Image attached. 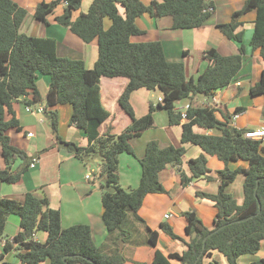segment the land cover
Listing matches in <instances>:
<instances>
[{"label":"trees","instance_id":"trees-1","mask_svg":"<svg viewBox=\"0 0 264 264\" xmlns=\"http://www.w3.org/2000/svg\"><path fill=\"white\" fill-rule=\"evenodd\" d=\"M59 5H64L63 13L55 17L60 25L70 28L86 43L98 40V58L92 68L86 67L81 59L60 56L56 39L22 32L20 28L28 14L27 9L16 0H0V144L6 165L0 169V180L8 184L20 183L30 165L32 158L12 144L9 134L12 129H21L15 102L25 98L28 105L41 103L43 98L37 76L38 73L49 75L51 83L46 112L53 115V129L57 130V120L52 108L70 104L73 109L71 124L81 128L89 141L87 146H80L59 137L60 144L67 145L80 159L103 158L99 163L103 221L108 238L113 239L117 233L114 238L117 247L106 252L96 245L88 224L63 228L60 210L51 207L47 197L28 192L22 202L0 197V244L6 239L0 252V264H16L2 261L5 252L14 248L19 259L17 264H42L47 258L52 264H125L127 258L122 247L131 236L127 225L129 214H136L148 194L166 192L160 181V172L168 165L182 163L187 144L200 146L203 153L189 161L190 176L181 174L184 185L192 179H214L208 166V155L217 156L225 164L217 171V192L197 191L198 196L212 200L217 208L214 228L206 226L195 210L183 211L188 222L186 238L168 223H162L161 229L171 238L183 240L186 250L166 255L156 248L149 264H174L175 260L177 264H194L203 250L206 236L203 256H210L217 250L229 264H239L241 256L256 254L264 241V139L247 138L244 135L246 129L233 125V118L244 107L230 112L215 106L189 105L184 116L183 111L176 110V103L199 94L213 95L234 80L242 68L245 53L243 31L237 29L243 24L240 18L253 9H256L257 16L251 45L253 49H260L264 58V0H246L229 22L218 24L227 37L240 43L239 52L226 56L214 47L205 50L204 57L209 65L196 79L186 78L184 61L166 58L162 42H134L131 37L145 32L136 23V19L145 13L154 18L171 16L174 28L199 27L214 12L213 0H150L148 3L143 0H93L87 11L81 12L76 19H73V13L81 8L82 0H42L36 6L34 17L48 23V16ZM120 6L124 8V14L120 12ZM106 18L111 21L108 28L104 26ZM102 76L128 79L119 103L131 117V123L120 134L111 133L110 129L104 133L100 131L102 123L111 114L102 102ZM140 88H158L163 94V102L157 106L152 103L148 113L138 117L130 97ZM250 92L264 96V70ZM158 108L167 110L172 124H180L185 119L182 144L161 148L156 140L150 141L140 160L138 186L125 188L120 181V154L133 153L132 139L155 126L154 111ZM195 125L205 130L218 129L221 134L197 133ZM239 160L246 161L247 167H230V163ZM16 161H20V165L13 169ZM239 174L245 175L241 204L228 191ZM106 186L115 190L110 191ZM13 214L20 217V230L8 239L5 227L8 217ZM36 231L47 232V239L44 242L35 239ZM158 238L159 231L150 230L149 244L156 246ZM203 256L197 264H202ZM210 264L219 263L212 260ZM249 264H264V258L253 259Z\"/></svg>","mask_w":264,"mask_h":264},{"label":"crops","instance_id":"crops-1","mask_svg":"<svg viewBox=\"0 0 264 264\" xmlns=\"http://www.w3.org/2000/svg\"><path fill=\"white\" fill-rule=\"evenodd\" d=\"M18 3L28 11L27 16L34 17V12L38 3L42 0H17ZM85 0H82V3ZM93 0H86V6L74 11L73 19H76L81 12L87 11ZM150 0H144L148 3ZM215 10L203 25L180 29L173 27L171 16L154 18L145 13L136 19L137 25L145 32L131 37L134 42L155 41L162 42L166 58L170 61H184L186 67V78L196 79L209 65L208 59L204 57V51L214 47L222 55H233L239 52L240 43L227 37L218 27V24L229 22L236 10H240L246 0H213ZM241 5V6H240ZM80 10V11H79ZM64 5H59L55 12L48 16V23L40 21L32 25L25 24L23 21L20 30L27 34L41 37H48L47 34L54 36L51 28L55 29L61 40L57 39V52L62 57L81 59L86 67L92 68L98 58V40L94 39L90 43L84 42L79 36L73 33L70 28L60 25L55 17L62 14ZM77 11L79 13H77ZM120 12L124 14V8L120 6ZM26 16V17H27ZM256 9L244 14L240 19L243 22L237 29L243 31V43L245 53L243 55V65L236 74L234 80L224 89L218 90L211 95L199 94L193 99H182L177 101L176 110L185 111L189 105L215 106L223 111H233L237 107L245 109L233 118V125L237 128L256 130L264 128V98L252 95L250 88L259 81L264 70V58L261 56L260 49H253L251 38L254 31V20L256 19ZM111 24V22H110ZM28 25V26H27ZM45 33L41 35L42 27ZM71 31V32H70ZM78 37V38H77ZM51 83V77L46 74L38 73L37 85L43 100L45 111L40 112L36 109L37 104H32L33 112L27 110L25 98L15 102L17 118L20 122V130H10L11 142L14 146L24 150L32 159L30 164L35 161V166L29 165L23 173L20 183L8 184L0 180V197L23 201L26 193L32 192L39 197H47L51 207L60 210L61 225L63 228L74 224H88L92 229L93 240L96 245L106 252L115 250L116 243L108 238V232L103 221L102 186L99 174L100 162H87L92 157L78 158L74 152L70 151L67 145L60 144L59 137L66 142H74L80 146L88 145L87 134L75 124H71L72 106L62 104L54 106L53 112L57 120V130L52 127L45 128V117L51 121L53 115L46 112V97ZM128 79L126 77H106L100 80L101 97L103 104L110 110V116L102 123L100 131L104 133L109 130L111 133L120 134L131 123V117L126 113L119 103V97L124 91ZM44 90V91H43ZM252 97L257 98H250ZM130 102L134 108L136 116L140 117L148 113L150 105L162 104L163 94L157 88L150 90L140 88L135 90L130 97ZM10 118V116H7ZM155 126L143 131L131 141L133 153L124 152L120 154L119 174L122 186L136 187L141 178L140 160L145 154L148 142L156 140L161 148L170 145L180 146L182 124H172L169 120L168 112L161 108L154 111ZM68 123V124H67ZM152 130L157 132L153 133ZM160 131V132H158ZM197 133L221 134L218 129L205 130L200 126H194ZM32 133V135H30ZM264 139V138H263ZM203 150L198 145L187 144L186 153L182 163L178 166L168 165L160 172V181L166 189L164 193L148 194L139 210V215L130 214L127 225L131 230V236L122 247V253L126 256L125 264H149L152 260L156 248L161 249L166 255L170 252L182 253L187 246L183 240L173 239L161 229L162 223H168L176 233L186 238L185 231L187 219L182 214L183 211L195 210L197 215L210 229L214 228L215 215L217 208L212 200L202 198L197 195V191H207L215 193L218 190L219 179L217 171L225 167L215 155H208V166L212 170V180L192 179L187 185L182 183V173L191 175L189 161L198 157ZM95 164V166H91ZM20 165V161L13 163L15 169ZM248 163L243 160L230 163L231 168L238 166L247 167ZM6 167L2 157V147L0 144V169ZM91 176L88 178L87 175ZM244 181L245 175L239 174L235 181L230 184L228 191L236 198L239 204L244 201ZM152 203L164 202L166 209L163 213L159 212L154 219L151 218L150 208L146 206ZM147 207V208H146ZM169 213V217L165 214ZM145 225L150 230L159 231V238L156 246L149 243L139 244V240L134 239L139 229L144 232ZM139 227V228H138ZM20 230V217L10 215L8 217L5 236L12 238ZM180 230V231H176ZM42 232V234H40ZM47 232L36 231L34 238L44 242L47 239ZM6 240V239H3ZM3 242L0 244V252L3 250ZM264 258V241L260 250L254 255H244L239 258V264H249L253 259ZM212 260L219 264H229L226 257L219 251H212L211 255L203 256L202 264H210ZM244 260V261H243ZM2 261L19 263L15 248L5 252ZM177 264L178 261H173ZM42 264H52L47 258Z\"/></svg>","mask_w":264,"mask_h":264},{"label":"rangeland","instance_id":"rangeland-1","mask_svg":"<svg viewBox=\"0 0 264 264\" xmlns=\"http://www.w3.org/2000/svg\"><path fill=\"white\" fill-rule=\"evenodd\" d=\"M17 1V0H16ZM144 1V0H143ZM18 2V1H17ZM146 2H147V0H146ZM86 6V0L82 3V8H84ZM241 6V5H240ZM80 11V10H79ZM77 13H79L78 11H77ZM213 16V13H212V15L210 16V17H212ZM26 23L25 24H27L28 23V25L30 24V25H32L33 23H35V22H37V19L35 18V17H32V16H27L26 17ZM110 19L109 18H106L105 20H104V26H105V28H108L109 26H110ZM27 25V26H28ZM44 28V26L42 27V30H41V35H44V33H45V30L43 29ZM52 29V31H53V33H55L54 34V36L53 35H49V34H47L48 35V37H51V38H54V39H56V41H57V39H59V41L61 40V37L60 36H58L57 34H56V32H55V29L54 28H51ZM71 32V31H70ZM32 35V34H31ZM135 36L136 35H134L133 36V38H135ZM78 38V37H77ZM44 91V90H43ZM257 97H261V98H264V96L263 95H259V96H257ZM257 97H252V95H250V98H257ZM179 102H181V103H183L182 102V100L181 101H179ZM165 112L167 111V110H165V109H163ZM44 118H45V123H44V126H45V128H50V129H52V123H51V121L50 120H48L46 117H45V115H44ZM68 124V123H67ZM195 126H198V125H195ZM152 132L153 133H155V132H157L156 130H152ZM158 132H160V131H158ZM149 143V142H148ZM85 146H87V145H85ZM91 166H95V164H92ZM123 187H125V188H128V186H123ZM146 206L148 207V208H150L149 210H150V215H151V218L152 219H154L155 217H157L158 216V213L159 212H161V213H163L164 211H165V209H166V205H164V202H161V203H152L151 205H149V201L147 202V204H146ZM146 207V208H147ZM140 210V209H139ZM139 210L136 212V214H137V216L139 217V218H141V219H143L140 215H139ZM130 214H133L134 215V213H130ZM130 214H129V216H130ZM144 219H146L145 217H144ZM143 219V220H144ZM139 228V227H138ZM176 231H180V230H176ZM181 231H182V234L185 232L184 230H182L181 229ZM40 234H42V232L40 233ZM117 235V233H115V236ZM182 236V235H181ZM148 237H149V230H148V226H146L145 225V230H144V232H141L140 231V229H139V232L137 233V235L136 236H134V238H133V240L134 239H137V240H139V244H144V243H148ZM110 240H112V239H110ZM113 241H114V239H113ZM149 244V243H148ZM246 256H248V255H246ZM244 261V260H243Z\"/></svg>","mask_w":264,"mask_h":264},{"label":"built area","instance_id":"built-area-1","mask_svg":"<svg viewBox=\"0 0 264 264\" xmlns=\"http://www.w3.org/2000/svg\"><path fill=\"white\" fill-rule=\"evenodd\" d=\"M36 109L40 112H44L45 111V108H44V105L42 103H38L37 104V107ZM27 110L28 111H31L33 112L34 109L32 108L31 105H27ZM183 115L185 116V111L183 112ZM30 135H32V133H30ZM247 138H251V139H263L264 138V128L262 129H256V130H247L245 131V134H244ZM32 167H34L36 164H35V161H33L31 164H30ZM91 175L88 174L87 177L89 178ZM170 214L167 213L165 214V217H169ZM3 245H5L6 243V240H3Z\"/></svg>","mask_w":264,"mask_h":264},{"label":"water","instance_id":"water-1","mask_svg":"<svg viewBox=\"0 0 264 264\" xmlns=\"http://www.w3.org/2000/svg\"><path fill=\"white\" fill-rule=\"evenodd\" d=\"M210 98H211V100L213 99V95H211L210 96ZM87 162L89 161V162H91V163H93V162H95V161H99V162H102L103 161V158L101 157V156H99L98 158H96V159H87L86 160ZM106 189H108V190H110V191H114L115 190V188H109V187H107L106 186ZM257 189H258V184H257V187H256V190H255V193L257 194ZM260 207H261V205H260ZM249 217H247V218H244L243 220H245V219H248ZM212 233V232H211ZM211 233L209 234V235H211ZM207 238H208V236H206L205 238H204V241H203V250H202V252L199 254V256H198V258H197V260H196V262L194 263V264H197L198 263V261L202 258V256H203V251H204V249H205V246H206V240H207ZM66 259V258H65ZM90 261H91V259H89ZM66 264H68V262H66ZM96 264V263H95Z\"/></svg>","mask_w":264,"mask_h":264}]
</instances>
